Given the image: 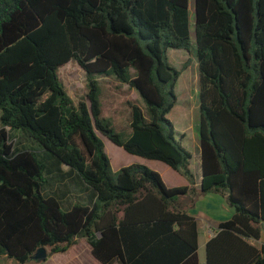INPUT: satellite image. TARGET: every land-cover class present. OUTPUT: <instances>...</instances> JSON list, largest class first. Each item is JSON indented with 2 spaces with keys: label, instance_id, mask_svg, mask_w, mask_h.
Segmentation results:
<instances>
[{
  "label": "trees",
  "instance_id": "obj_1",
  "mask_svg": "<svg viewBox=\"0 0 264 264\" xmlns=\"http://www.w3.org/2000/svg\"><path fill=\"white\" fill-rule=\"evenodd\" d=\"M188 9L189 0H0V255L43 260L39 247L49 255L84 237L102 264H198L197 223L177 200L214 190L234 212L206 242V264H264V245L248 242L264 226V0H194L199 190L167 117L188 64L175 68L167 52L191 53ZM69 61L86 76L77 103L58 74ZM110 75L144 102L128 101L127 138L101 115L97 78ZM10 130L51 162L16 148ZM100 135L189 185L168 188L139 163L113 178ZM70 174L93 190L91 205L63 210L43 193L46 175Z\"/></svg>",
  "mask_w": 264,
  "mask_h": 264
},
{
  "label": "crops",
  "instance_id": "obj_2",
  "mask_svg": "<svg viewBox=\"0 0 264 264\" xmlns=\"http://www.w3.org/2000/svg\"><path fill=\"white\" fill-rule=\"evenodd\" d=\"M194 60L195 52L193 48ZM188 54L178 57V63L181 64V68L186 61H190ZM171 62V61H169ZM196 62V63H195ZM194 62V68L197 65V61ZM186 67V66H185ZM184 69V68H183ZM182 69V70H183ZM198 70V67H197ZM182 72V71H181ZM181 74V73H180ZM180 76V75H179ZM138 98V96H137ZM142 107V105H140ZM172 110V109H171ZM198 123L197 134H198ZM176 137L181 139L182 144L186 146V133L184 129L176 130ZM108 147L116 155L114 159H110L111 168L119 169L122 166L132 163L143 164L150 169L157 171L165 186L183 187L188 186L189 181L185 176L174 170L168 164L156 160L148 159L138 155L130 154L126 152L122 147L109 143ZM105 150V144H104ZM194 154L191 155L190 169L194 176V187L200 189L201 184V165H200V144L199 136L197 139L194 137ZM51 162V161H50ZM60 168L63 172L68 171V167L65 164H61ZM49 181L44 184V194L47 196L55 197L59 203H66L67 209H70L74 203L82 205H91L94 200L93 190L77 178L74 174L67 176H48ZM76 199V201H74ZM194 199V200H193ZM178 208L184 209L192 215L197 223V255L198 264H206L205 244L213 237L218 231V224L225 220H228L233 212L234 208L227 200L226 194L218 191L199 192V194L192 198L190 195L182 194L177 200ZM249 243L256 247L264 245V226L260 231V237L258 239H249ZM25 264V263H24ZM26 264H102L98 261L91 252V246L84 237H74L71 244L62 252H54L46 256L43 260H30Z\"/></svg>",
  "mask_w": 264,
  "mask_h": 264
},
{
  "label": "rangeland",
  "instance_id": "obj_3",
  "mask_svg": "<svg viewBox=\"0 0 264 264\" xmlns=\"http://www.w3.org/2000/svg\"><path fill=\"white\" fill-rule=\"evenodd\" d=\"M189 30L190 40L192 42L191 53L194 48V0H189ZM188 54L190 61L187 66L182 70L178 80L175 84V92L177 101L172 110L168 113L167 117L172 122L174 130L176 131L184 129L186 133V146L190 154H194V137L198 138L197 126L199 121V100H198V70L197 65L194 68L193 55L181 48H170L167 52L168 60L177 69H181V64L178 63V57ZM196 63V62H195ZM59 77L64 84L67 93L71 96L74 103L78 100H82L85 97L87 90L86 76L83 70L77 65L75 61H69L65 65L61 66L58 70ZM99 100L101 103V115L110 123L114 131L118 132L123 138H127L130 134V108L128 101L142 105L144 108V102L140 98L135 89H132L120 81L114 76H99ZM138 96V98H137ZM10 137L15 140V146L18 149L26 148L36 152L37 156L45 160L47 163L50 159L45 156L46 152L40 147L32 138L28 137L20 130H10ZM103 143L105 144V153L109 160L115 158V154L108 147L111 141L101 136ZM112 144H114L112 142ZM118 169L111 168V176L116 177ZM49 181L48 175H46ZM47 181V182H48ZM44 193V190H43ZM58 199V198H57ZM59 200V199H58ZM60 201V200H59ZM76 201V199H74ZM60 206L63 210L67 209L66 203L60 202ZM0 264H16L14 259L8 258L6 255H0ZM26 264V263H25Z\"/></svg>",
  "mask_w": 264,
  "mask_h": 264
},
{
  "label": "water",
  "instance_id": "obj_4",
  "mask_svg": "<svg viewBox=\"0 0 264 264\" xmlns=\"http://www.w3.org/2000/svg\"><path fill=\"white\" fill-rule=\"evenodd\" d=\"M46 255H47V249L46 247L42 246L36 250V252L33 254V257L35 259H44L46 258Z\"/></svg>",
  "mask_w": 264,
  "mask_h": 264
}]
</instances>
